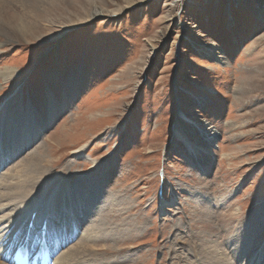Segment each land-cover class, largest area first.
I'll return each instance as SVG.
<instances>
[{"label":"rangeland","instance_id":"rangeland-1","mask_svg":"<svg viewBox=\"0 0 264 264\" xmlns=\"http://www.w3.org/2000/svg\"><path fill=\"white\" fill-rule=\"evenodd\" d=\"M127 1L0 0V71L17 72L0 81V181L44 154L16 201L30 209L57 177L54 218L124 242L111 258L96 243L94 263L208 264L212 239L230 260L247 240L258 250L233 263L264 264V0ZM200 125L216 136L193 164L173 131L203 141ZM84 142L92 167L69 161Z\"/></svg>","mask_w":264,"mask_h":264},{"label":"bare ground","instance_id":"bare-ground-1","mask_svg":"<svg viewBox=\"0 0 264 264\" xmlns=\"http://www.w3.org/2000/svg\"><path fill=\"white\" fill-rule=\"evenodd\" d=\"M140 1H143V0H140ZM133 2L134 1L128 0L123 9H126L128 7H131L134 4L139 3V2L137 3H133ZM123 9H117L107 14L109 15L118 14ZM216 51L211 50V53H215ZM16 73L17 72L14 69L5 67L0 71V81L6 84L12 81V79L16 78ZM71 97H74V95L73 96L71 95ZM202 102H203V99L201 100V98H198L197 100H195L194 103L200 105L202 104ZM100 109L101 108H96L94 110L90 109L87 111L85 110L84 112L85 114L83 113L82 117H84L85 115H88V113H93L94 111H97ZM106 114L109 116L108 113ZM105 118H107V116L103 115V117H100L96 121L95 124H99V122ZM180 121L181 120H179L178 122L180 124L179 125L180 127H182V124L183 126L187 124V122L180 123ZM84 122L85 121L83 120V118L79 119V124H84ZM89 127L94 128L91 124ZM184 127H186V125ZM177 128L178 126H176V128L173 131L174 140H176L174 144L175 145L177 144L179 147H183L184 149H186L189 155L196 159L193 161V164L195 163V161L202 159V157L206 154V151L212 147L210 141L213 140L216 135L207 134L208 132L204 131L205 129L204 126L200 125L198 129L200 130V134H201L203 141H198L194 138L193 135L189 137V134L186 132V130L178 131ZM201 130H203V132ZM30 135L31 134L29 133H26L25 135H23L20 138L21 139L19 141L20 144L22 143L27 144V142L31 140ZM210 136L212 138H210ZM61 143L63 146L66 145L65 141H62ZM87 147H88L87 144L84 142V143H80L78 147H75L74 149L70 150L68 153L69 159H70L69 161H71V163L78 162V161H83L84 163L89 162L88 164L91 165L90 167L95 165L92 159L87 158V154H86ZM35 151L36 150H34L29 155H27L26 157L27 162L25 164L15 166L12 174L7 175L5 180L0 181V247L3 243L16 242L17 240H19L22 234H24L25 237L29 236L32 233V231L33 232L37 231V224H41L43 222H47L51 230H54L56 233H59V235H61V233L64 232V228L68 229L69 228L68 223L72 221V219L60 220L56 217L54 218L50 214V206L52 205L54 193L56 191V186L52 184L57 183V182L54 183V180L57 177H54L53 179H51L50 181L46 183V186L44 187L45 188L44 191L32 201L30 205L32 207L30 209L24 208V206H20L19 203L16 201V199L18 198V192L21 191L24 186L28 185L32 187V186L39 185L44 180V175L47 173L45 172L46 171L45 169L38 168L37 166L39 165L40 162H42L41 159L44 158V154H38L36 156V153H34ZM13 156H14V151L7 152V156L6 158H4L3 162L5 163L6 161L9 160V158H12ZM21 182L22 184H20ZM79 186L80 188H83V185H79ZM47 188L48 189L50 188V190L52 188V190L49 191V193L47 194V197H44L45 195L44 192ZM82 196L84 195L82 194ZM73 204H75L76 206H80L79 205L80 202L73 203ZM76 206H74V208H76L75 210L78 211V208ZM90 214L91 213H89L88 215ZM202 219L204 220L205 218L197 219L196 225L202 224L201 223ZM101 221H104V218H102ZM74 225L77 226L78 223L75 222ZM98 229L99 228H95L94 226H89V228L85 230L86 232H83L84 238L79 236L73 242L68 244L61 251V253L56 257V259L54 260V264H109V262H103L102 260H100L99 263L93 262L94 259L98 258L97 255L95 254L98 249H94V248L96 246V243H99V242L102 243V246L100 247L99 249L100 251L98 252H101L102 254H104L105 256H108L109 258L113 257L114 255H118L124 252V248H122L124 247V242H122V240H119L118 238H114V240H116L115 242L117 243L119 249L117 251H113L112 248H109V246L108 247L106 246L107 244H109L110 237L108 235H105V232H103V230L98 231ZM226 232L224 231L222 235L226 234ZM260 234L262 233L259 232L257 236H260ZM187 235L191 236V238L194 236L192 234H187ZM237 236H238L237 240H239V237H241V235H237ZM245 236H249L250 238L249 242H251L253 240L252 238L255 237V235L249 229L246 230ZM195 238L199 239L200 236H196ZM204 241H205L204 246L203 247L201 246V247L203 248V251H207V256L209 257L208 264H236V263H233L232 256H234V259H236V257L239 256L240 252H251L253 249L254 251H256L255 249L258 250L259 248L257 245L252 246V243L248 244L247 240L243 242H238L236 240H233L232 245L234 246V251L230 252L232 256L230 254H227L229 255V257H231V260H230L224 254L220 253V245L217 244L215 240L205 239ZM226 243L229 244L231 242L228 241ZM179 244L184 246V244L182 243H179ZM244 245H246V248ZM250 262L251 261H249V263ZM141 263L142 261H138L135 264H141ZM0 264H7L1 258V256H0ZM111 264H115V263L111 262ZM168 264H177V263L174 262L173 258H170Z\"/></svg>","mask_w":264,"mask_h":264}]
</instances>
